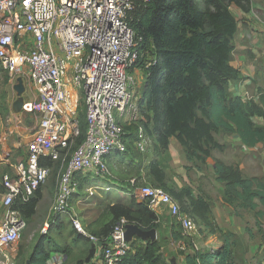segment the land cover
<instances>
[{
    "label": "built area",
    "instance_id": "1",
    "mask_svg": "<svg viewBox=\"0 0 264 264\" xmlns=\"http://www.w3.org/2000/svg\"><path fill=\"white\" fill-rule=\"evenodd\" d=\"M133 6L134 0H0V71L10 81L27 80L31 97L22 101L18 116L33 119V133L18 160L8 143L10 137H19L11 121L16 115L12 111L6 118V128L0 120V166L8 168L0 178V255L7 264H14L26 226L20 212L12 209L15 203H28L54 179L49 208L54 222L69 212L83 179L109 174L107 157L125 154L129 147L140 154L151 149L134 100L142 38L128 24ZM132 126L136 129L129 140L126 128ZM133 196L157 216L165 213L175 220L186 236L197 231L193 219L181 214L162 188L143 185ZM70 223L100 249L92 264H120L130 249L124 240L125 219L114 225L104 247L85 233L77 217L71 216ZM64 259L52 254L47 264H62Z\"/></svg>",
    "mask_w": 264,
    "mask_h": 264
},
{
    "label": "trees",
    "instance_id": "2",
    "mask_svg": "<svg viewBox=\"0 0 264 264\" xmlns=\"http://www.w3.org/2000/svg\"><path fill=\"white\" fill-rule=\"evenodd\" d=\"M232 5L243 14L251 10V0H134L128 24L142 38L137 48L136 67L143 75L137 106L140 124L152 140V153L169 159V139L175 138L185 159L196 169L212 167L215 181L223 185L222 202L225 205L250 211L260 220L264 218V210L258 209L264 207V179L245 177L238 166L213 158V152H222L226 148L215 139L218 133L237 136L245 148L264 143V126L255 121L264 118V95L255 102L229 90L230 82L240 79L239 70L230 64L234 51L232 41L237 31V22L230 12ZM4 77L6 84L8 75L5 73ZM0 112L3 115L8 113L5 96ZM80 114L84 133V114ZM135 129V126L126 128L131 135ZM130 150L129 147L128 152ZM209 160L214 165L209 164ZM169 170L155 157L149 161L147 177L153 187L162 188L171 195L178 203L180 213L191 217L198 227L209 234L222 233L220 245L214 248L192 249L191 253L180 251L185 264H234L236 235L223 233L216 226L208 201L200 195H193L191 187L170 186ZM135 189L132 194L130 192L129 203L106 206L99 220L85 226L88 236L95 237L102 247L120 219L143 231L160 229V217L149 210L146 202L133 197ZM40 199L39 190L28 203L17 202L12 209L28 220L36 213ZM48 228L49 233L59 231L62 228L60 219L57 217L51 221ZM170 231L173 241H182L184 246L192 248L179 224L172 225ZM71 234H74V240L89 243V237L76 233L73 228ZM45 235L24 264H47L52 254L63 255L62 264L67 263L72 249L65 243L53 245V249L45 246ZM129 247L120 264H166L158 240L143 242L134 239ZM99 250L92 243L88 256L77 264H92Z\"/></svg>",
    "mask_w": 264,
    "mask_h": 264
},
{
    "label": "rangeland",
    "instance_id": "3",
    "mask_svg": "<svg viewBox=\"0 0 264 264\" xmlns=\"http://www.w3.org/2000/svg\"><path fill=\"white\" fill-rule=\"evenodd\" d=\"M251 5L252 10L250 12V21L257 24H264V0H251ZM238 54L239 52L237 51L233 52L231 59L232 62H236L235 60L238 58ZM235 64L237 65V63ZM254 66L257 69V73H262L261 77L264 80L263 64L255 63ZM138 71L140 70L136 67L134 69L136 78L138 77L136 75ZM4 74L5 73L0 71V106L3 102V97L5 96V103L8 107V113L3 115L0 112V120L2 125L6 128V118L13 111L12 104L17 101L19 97L17 92L14 90V86L18 84L16 81L18 77L12 79L11 81L8 77V80L5 84ZM236 82H239V80ZM141 84L142 82H140V78L139 81L137 78L134 99L137 105L140 100ZM252 85L247 88L248 94L245 99L251 96L250 98H254L255 100L257 99L259 101L260 96L264 95V86L263 89H261L255 84L253 86ZM22 86L23 92L21 93L20 98L22 100H27L31 97V89L27 80H22ZM82 102V95L79 93V110L80 113L84 114ZM80 120V122L83 123L81 114ZM11 121L13 123V128L16 129L19 135L16 140H20L21 145V148L17 153H14L13 157L14 159L18 160L19 158H22L23 146L33 133V119L31 116L22 115V117L18 116V118L16 116H12ZM255 121L259 126H264V118H256ZM131 134L132 133H129V135ZM133 139L134 138H132V140ZM215 139L220 144L225 145L226 148L222 152H213V158L218 159L228 165L238 166L245 177H253V175H255L258 178L264 179V143L258 144L253 148H245L241 145L238 137L233 134L224 135L218 133L215 135ZM151 149H153V146H151ZM151 149L145 154H112L110 159L111 164L109 166V174L103 178L86 179L82 181L78 195L74 197L73 201H71V208L69 212L59 218L62 228L59 231L53 230L51 233H49V228H45L44 225L46 223L50 224L51 222L49 208L52 203L53 195L55 194V182L54 179H51L42 190L43 197L38 202L36 213L31 218L26 220L25 229L23 230L20 239L16 244L17 255L12 262L14 264H24L28 260V257L32 253L37 242L40 241V238L43 237V235H45L44 232H42L44 228L47 229L46 235L44 236L47 237L45 246H49L51 249H53V245L62 246L65 243L72 249V252L70 253L71 256L69 257L66 264H77L80 260L83 261L85 256H88L89 254L92 242L90 239L89 243L81 239L74 240L75 236L74 234H71V216L77 217L79 219L85 231L86 225L95 221L96 219L99 220V217L103 213L106 206H111L116 203H129L130 196H132L131 191L134 188H139L142 185L153 186V184L150 183V179L147 177V166L149 161L154 157L163 165L166 164L170 169L167 171L169 175L168 184H171L170 186L173 185L172 187H177L175 186L177 184L173 183L175 180L179 182L181 187L191 186L195 196L200 195L208 201L216 226L221 229L223 233L231 232L236 235V245L233 249L235 254L234 264H241L242 262L240 259V253H244V251L247 249V234H249L251 238L250 240H253V236L255 234L258 237L260 236L264 242V218L257 220L254 217V213L250 211H243L234 207L226 206L222 202L223 185L215 181V176L210 165L202 166L200 169H196L193 164L186 160L187 165L184 166L183 169H180L181 166H179L180 164H177V162L174 163V168H171L169 163L171 162L170 157L169 159H167L164 155H160L158 157L152 153L153 151ZM131 160L134 162L130 163L129 161ZM136 160L141 164H136ZM7 171L8 168L0 166V178L1 175ZM88 188H92L91 193L86 191ZM261 208L264 209V207ZM258 209H260V206ZM231 216H234V218ZM236 217H238V219H236ZM175 224L176 221L171 219L165 213H163L159 218L160 229L157 230V240L160 244L161 253L166 260V264H171V259L183 263L184 260L183 256L180 254V251L183 253H191L192 249L205 250L209 249V247L214 248L216 246L215 242H220L222 239V233L209 234L196 224L197 231L190 235V237L188 236L192 248L187 247L186 245L185 249L182 250V241H173L171 238L170 230L172 225L174 227ZM228 229H231L234 232ZM243 229H245V236H239L237 232H241ZM85 233L87 234L86 231ZM6 262L7 260L3 259L0 255V264H7Z\"/></svg>",
    "mask_w": 264,
    "mask_h": 264
},
{
    "label": "crops",
    "instance_id": "4",
    "mask_svg": "<svg viewBox=\"0 0 264 264\" xmlns=\"http://www.w3.org/2000/svg\"><path fill=\"white\" fill-rule=\"evenodd\" d=\"M251 8H252V5H251ZM230 12L237 22V31L233 37L232 43L234 46V51L239 52L237 56L238 58L235 60L236 61L235 63H237L236 68L240 72V79H239V82H236V81H234V83L230 82L229 90L234 95L240 96L242 98H246L248 94L247 88H249L252 84L257 85L261 89H263V86H264L263 84L264 80L261 77L262 73L260 72L257 73V69L254 66L255 63L257 64L262 63L264 66V24H257V23L251 22L250 12L247 14H243L234 5L230 7ZM232 56H233V53H232ZM136 75L138 76L137 77L138 81L140 78V82H143V75L141 71H138ZM250 97H248L247 99H253L255 102H259L257 99L255 100L254 98H250ZM15 132L18 134L16 130ZM13 137H10V140L8 141V143L11 147H13V152H18L17 140H16L17 137L16 138H13ZM131 137H133V135L132 136L129 135V140L131 139ZM130 149L131 150L130 152L127 153V155L130 153L134 155H136V153L139 154L138 152L134 151L132 148ZM168 153L171 159V162H169L171 168H174L173 166L175 165L174 163L176 162L177 164L178 163L180 164L179 165L181 166L180 169H183V167L187 165V161L185 159L183 151L181 147L179 146L178 142L175 140V138L169 139ZM111 157L112 156L107 157L108 167L111 164L110 163ZM135 162L137 163L138 161L136 160ZM174 171L176 172L175 169ZM253 177H257V176L253 175ZM173 183L177 184L175 186H177L178 188H181V185H179L178 181L175 180ZM43 188L40 189V194H42L41 199L43 197V191H42ZM260 210H264V209L260 207ZM231 217L234 218V216H231ZM236 219H238V217H236ZM228 230L232 231L231 229H228ZM237 234L239 236H245V229H243L241 232H237ZM247 235H248L247 249L244 251V253H240V259L242 260L241 264H264V242L262 238L254 234L253 240H250L251 238L249 234ZM215 243L216 245H220V242L216 241ZM170 262L171 264H185L184 261L183 263H180L179 261L177 262L174 259H171Z\"/></svg>",
    "mask_w": 264,
    "mask_h": 264
},
{
    "label": "water",
    "instance_id": "5",
    "mask_svg": "<svg viewBox=\"0 0 264 264\" xmlns=\"http://www.w3.org/2000/svg\"><path fill=\"white\" fill-rule=\"evenodd\" d=\"M233 67H236L234 62L230 63ZM17 85L14 86V90L17 92L18 100L12 104L13 113L18 116L22 108V99L20 98L21 93L23 92V86L21 79H17ZM209 164L214 165L212 160H209ZM134 239H139L143 242L145 241H155L157 240V231L156 229H151L149 231H143L136 225L127 224L125 226L124 240L127 243H130ZM100 246V245H98ZM28 264V262H27Z\"/></svg>",
    "mask_w": 264,
    "mask_h": 264
}]
</instances>
